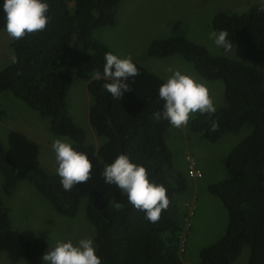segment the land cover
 <instances>
[{"label": "trees", "instance_id": "1", "mask_svg": "<svg viewBox=\"0 0 264 264\" xmlns=\"http://www.w3.org/2000/svg\"><path fill=\"white\" fill-rule=\"evenodd\" d=\"M122 0H47L50 16L42 31L25 33L9 46L15 60L0 68V88L19 89L21 101L50 121L54 135L74 142L90 157L96 155L110 164L121 149L132 162L142 164L155 180L166 188L170 200L160 219L151 223L145 212L135 209L115 186L110 200L99 187L87 190L88 180L65 191L55 170L48 172L36 161L30 183L56 213L73 216L80 205L93 228V240L102 264H183L180 258L182 224L173 197L186 188L188 161L179 169L165 142L167 120L157 121L153 114L162 110L158 92L147 98L135 96L131 87L120 99H113L103 88L105 53L111 52L98 42L94 31L109 26ZM264 5L242 12L219 11L212 18V30H227L232 42L229 52L241 60L212 54L201 44L177 35L153 40L147 53L151 56L180 54L195 74L207 81L220 80L224 85L223 102L209 116L199 111L186 125L187 132L200 133L208 142L223 134L245 131V136L227 154L228 178L208 187L226 213L222 236L199 251L196 264H232L244 247L249 253L246 264H264ZM0 11V29L4 27ZM112 53V52H111ZM72 75L87 80L90 97L88 122L100 143L86 142L83 129L67 114L66 93ZM17 94H15L16 96ZM215 123L217 128L212 131ZM4 148L0 141V150ZM55 156V155H54ZM0 152V168H5ZM7 183L0 179V250L10 232L7 197L18 184L12 179L8 163ZM200 169V168H199ZM201 170V169H200ZM24 246V264H45L42 260L46 241H39L31 230L19 234ZM184 246V243L182 244ZM28 247V248H27Z\"/></svg>", "mask_w": 264, "mask_h": 264}, {"label": "rangeland", "instance_id": "2", "mask_svg": "<svg viewBox=\"0 0 264 264\" xmlns=\"http://www.w3.org/2000/svg\"><path fill=\"white\" fill-rule=\"evenodd\" d=\"M264 5V0H122L117 7L115 21L111 26L99 27L94 31L95 39L118 56L131 55L138 73L129 78L135 96L147 98L158 92L160 85L171 72L195 74L192 66L180 54L151 56L147 53L149 44L156 39L177 35L203 45L212 54H222L209 34L212 18L219 11L242 12ZM9 36L0 30V68L13 60ZM226 57L241 60L236 52ZM196 75V74H195ZM197 76V75H196ZM200 78V77H199ZM209 94L215 107L223 102L224 85L220 80L207 81ZM87 80L72 75L66 93L67 114L84 131L86 142L94 147L100 143L88 122L90 97L86 89ZM198 112V111H197ZM190 114L189 121L197 114ZM171 126L165 136L179 169L187 165L188 158L203 172L202 178H187L186 188L173 197L178 218L182 224L183 250L179 253L183 264H196L199 251L218 240L225 231L226 213L219 199L209 192L208 187L228 178L225 158L231 149L245 136L244 130L223 134L216 142H208L200 133L187 132L186 125ZM12 132L25 134L37 142L36 161L45 169L55 170L57 165L52 142L63 136L54 135L50 121L27 107L9 92L0 93V141L10 148ZM11 158L23 164L24 148L11 150ZM87 190L99 187L106 200L114 194L115 185L106 184L101 175L104 163L93 155ZM22 170L16 171L19 177ZM10 232L0 250V264H24V249L19 243V234L31 230L39 241H46L44 254L57 241L71 239L74 243L81 238L93 239V228L87 221L80 205L73 216L55 212L53 207L28 182L17 184L11 196L7 197ZM28 248V247H27ZM248 247H244L232 264H246Z\"/></svg>", "mask_w": 264, "mask_h": 264}, {"label": "clouds", "instance_id": "3", "mask_svg": "<svg viewBox=\"0 0 264 264\" xmlns=\"http://www.w3.org/2000/svg\"><path fill=\"white\" fill-rule=\"evenodd\" d=\"M49 7L47 0H0V11L3 12L5 21L4 27L0 30L6 31L9 36L8 41L11 42L22 38L26 32L42 31L50 19V16L46 15ZM261 11H264V8ZM227 37V30L212 31L209 34V39L215 46L225 52H229L232 48V42ZM104 60L103 72H95L94 77L98 80L103 78L106 81L103 88L113 99H120L130 90L128 81L130 77L137 75V63L133 61L131 55L118 56L111 52L105 53ZM169 71L171 75L158 89V97L163 101V106L161 111L153 114L155 120H167L173 127L180 128L187 124L190 114L199 111L201 115L211 116L216 112L209 94V86L198 76L182 73L180 70L169 69ZM3 92H9L14 97L22 99L19 89L0 88V93ZM216 128L217 125L213 123L211 130L215 131ZM21 144L25 153L23 164L11 158V150ZM9 146L11 150L7 146L0 150L4 154L2 161L6 164L5 168H0L2 183H7L8 180V163L11 164L9 171L12 179L17 177L16 171L21 169L17 177L18 183L28 182V176L33 177L35 172L37 142L25 134L12 132ZM52 149L57 163L56 174L60 177V185L65 191L89 179L92 163L88 154L74 146L73 141L68 138H57L52 142ZM188 161L192 159L188 158ZM194 172V175L189 173L188 176L192 179L203 177V172L199 168L194 169ZM101 175L106 184L115 185L121 194L126 195L128 202L135 209L145 212V218L151 223L157 222L161 211H166L169 207L170 200L166 195V188L154 179L150 180L146 168L142 164L132 162L127 154L120 153L110 164H104ZM183 243L182 239L180 252L183 250ZM97 248L90 237L81 238L75 243L71 239L57 241L56 245L43 255L42 260L45 264H102L100 256L97 255Z\"/></svg>", "mask_w": 264, "mask_h": 264}, {"label": "water", "instance_id": "4", "mask_svg": "<svg viewBox=\"0 0 264 264\" xmlns=\"http://www.w3.org/2000/svg\"><path fill=\"white\" fill-rule=\"evenodd\" d=\"M123 141V137L119 135V147H118V150L120 153H122V150H121V142Z\"/></svg>", "mask_w": 264, "mask_h": 264}, {"label": "built area", "instance_id": "5", "mask_svg": "<svg viewBox=\"0 0 264 264\" xmlns=\"http://www.w3.org/2000/svg\"><path fill=\"white\" fill-rule=\"evenodd\" d=\"M189 173H190L191 175H194V174H195L192 165L189 167Z\"/></svg>", "mask_w": 264, "mask_h": 264}, {"label": "flooded vegetation", "instance_id": "6", "mask_svg": "<svg viewBox=\"0 0 264 264\" xmlns=\"http://www.w3.org/2000/svg\"><path fill=\"white\" fill-rule=\"evenodd\" d=\"M114 17H115V14H114ZM113 23H114V18H113V21H112V23H111L109 26H111Z\"/></svg>", "mask_w": 264, "mask_h": 264}, {"label": "bare ground", "instance_id": "7", "mask_svg": "<svg viewBox=\"0 0 264 264\" xmlns=\"http://www.w3.org/2000/svg\"><path fill=\"white\" fill-rule=\"evenodd\" d=\"M118 147H119V145H118ZM118 147H117V151H118V153L120 154V152H119V150H118ZM122 150V149H121ZM122 153H123V151H122ZM197 176V175H196Z\"/></svg>", "mask_w": 264, "mask_h": 264}]
</instances>
